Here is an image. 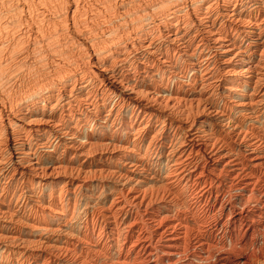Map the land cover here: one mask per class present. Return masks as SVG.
<instances>
[{
    "label": "bare ground",
    "instance_id": "bare-ground-1",
    "mask_svg": "<svg viewBox=\"0 0 264 264\" xmlns=\"http://www.w3.org/2000/svg\"><path fill=\"white\" fill-rule=\"evenodd\" d=\"M0 264H264V0H0Z\"/></svg>",
    "mask_w": 264,
    "mask_h": 264
}]
</instances>
